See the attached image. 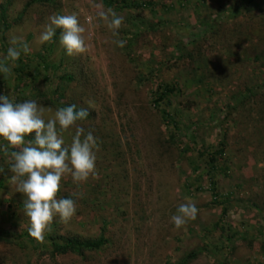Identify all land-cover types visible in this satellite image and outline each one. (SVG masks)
<instances>
[{
    "label": "rangeland",
    "instance_id": "374dc122",
    "mask_svg": "<svg viewBox=\"0 0 264 264\" xmlns=\"http://www.w3.org/2000/svg\"><path fill=\"white\" fill-rule=\"evenodd\" d=\"M30 1L0 0L10 26L0 60L13 35L30 48L11 74L0 73V94L36 100L45 119L59 108L46 101L86 108L90 117L78 124L98 138V175L79 188L70 175L62 179L59 197H82L75 215L55 217L44 238L104 235L107 243L53 255L48 241L30 236L8 148L0 150V264H264V0ZM109 10L124 18L119 35L98 15ZM73 13L85 53L67 56L59 29L40 43L49 16ZM161 82L177 87L160 108L171 122L153 103ZM249 87L258 92L238 106ZM74 133H61L65 146ZM189 202L196 217L176 229L170 218Z\"/></svg>",
    "mask_w": 264,
    "mask_h": 264
},
{
    "label": "clouds",
    "instance_id": "9594fccd",
    "mask_svg": "<svg viewBox=\"0 0 264 264\" xmlns=\"http://www.w3.org/2000/svg\"><path fill=\"white\" fill-rule=\"evenodd\" d=\"M100 19L114 35H119V29L124 18L114 11L99 12ZM60 30L59 45L69 57L83 54L87 46L76 14H54L48 17L39 34L41 44L53 41ZM118 47H124L125 41L116 40ZM6 55L0 60V73L11 74L12 67L21 57V53H29L30 48L20 35H13L9 40ZM5 61L10 62L6 64ZM89 117L86 108H78L69 104L58 108L51 118L45 119L44 108L36 100L18 102L11 93L0 94V150L11 152L12 164L10 171L11 183L15 192L23 194L24 215L29 219V235L37 240L44 239V233L49 229L55 217L61 221H69L76 213V199L59 197L61 181L71 176L72 181L79 186L90 177L98 175L96 168L97 139L93 131H85L78 122ZM75 128L70 145L65 146L61 133ZM31 137V139H26ZM18 149V150H16ZM77 199L82 193H73ZM197 208L193 203H182L171 216V223L176 229H181L190 219H195Z\"/></svg>",
    "mask_w": 264,
    "mask_h": 264
},
{
    "label": "trees",
    "instance_id": "16d2710c",
    "mask_svg": "<svg viewBox=\"0 0 264 264\" xmlns=\"http://www.w3.org/2000/svg\"><path fill=\"white\" fill-rule=\"evenodd\" d=\"M50 1L51 0H31L28 5L30 6L33 3L47 4ZM0 9H1V11H0V22L3 24V28L0 29V37H1L2 42H3L2 44L6 46V43L4 41L5 40L4 33L10 27L9 24H7V7L5 5H1ZM234 10H240V7L235 6ZM44 56H45V51L40 52L38 55V57L40 58L42 63H44L46 69H50L52 67V65H49V63L45 60V58H43ZM18 61H21L23 63V60L21 57ZM8 63L9 62H6V64H8ZM23 68L25 69L26 65H23ZM24 69H21L20 67H18L17 69L14 70V71H16V77L18 80H22L26 76ZM6 80H9V79L6 78ZM263 87H264V85H263ZM176 89H177L176 85H172L170 83H164V82L159 83L156 90L153 92V103H154L155 107L157 109H160L162 103H165L166 105H170L171 96H173ZM257 92H258V90H255V88L249 87L236 100L237 105L238 106L245 105V103H247L249 100H251L252 96H254ZM45 103H48L49 105L51 104L52 106H58L59 108L67 106V105L61 104V103H60L61 105H59L58 104L59 102L53 101V100L46 101ZM229 106H230L231 110L233 108H237L236 106H233V107H231V105H229ZM260 107L263 109L264 103H262V106H260ZM230 108H229V110H230ZM160 112H161L162 116L164 117V119L167 120L168 122L169 121L171 122L173 120L171 113L169 111H167L166 109H160ZM262 115H264V113H262ZM89 117H90V114H89ZM190 129H191V127H188L187 131L184 132V135L187 134L190 131ZM174 142L176 143L175 139H174ZM226 147H227V144L222 142L220 147L215 151V157L213 155L211 156L210 159H211V162H213L211 165L213 167H214V162L216 163V161L218 159L216 156L223 155L225 150H226ZM11 152L12 151H9L8 153L10 154ZM1 188H2V184L0 183V189ZM63 197L76 199V197H74L71 194H64ZM76 203H77V199H76ZM44 241H48L50 243L53 255H56V254L65 255L68 253L81 254L86 250H99L107 243V239L104 235H101L96 240H91V239L82 240L78 237H66V236H62V235L61 236H55V237L54 236H48L47 238H44L42 240V242H44Z\"/></svg>",
    "mask_w": 264,
    "mask_h": 264
}]
</instances>
